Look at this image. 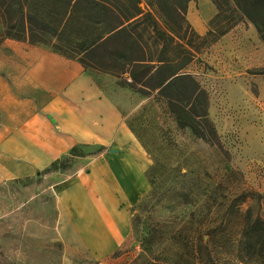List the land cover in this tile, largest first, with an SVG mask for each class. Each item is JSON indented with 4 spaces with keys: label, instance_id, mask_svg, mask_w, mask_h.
Returning a JSON list of instances; mask_svg holds the SVG:
<instances>
[{
    "label": "rangeland",
    "instance_id": "obj_1",
    "mask_svg": "<svg viewBox=\"0 0 264 264\" xmlns=\"http://www.w3.org/2000/svg\"><path fill=\"white\" fill-rule=\"evenodd\" d=\"M91 1L96 8L91 14L82 16L86 9L76 10L80 23H71L58 38L37 32L41 41L35 44L78 57L92 70L110 68L124 90L119 96L125 122L141 146L143 174L139 195L132 201L117 190L128 221L124 240L99 258L83 246H65L55 231V203L47 190L50 182L42 180L41 171L0 187V264H130L141 252L142 233L153 225L158 229L152 235L162 241L152 255L159 262H187L186 239L200 224L220 223V232L234 240L244 226L236 222L241 216L225 208L234 205V211L243 216L249 212L264 218V37L242 8L256 19L262 32L264 13L258 15L259 8L233 0H163L171 18L166 21L158 0H82L80 6ZM182 8L183 22L177 17ZM147 14L158 30L170 36L165 38L169 52L162 59L189 60L182 71L192 74L206 90L209 119L217 133L215 144L178 127L156 90L143 95L131 89L128 73L119 75L118 58L104 46L93 52L81 50L85 42L104 33L107 25L125 26L127 41L134 43L131 58L154 60L162 40L144 20ZM208 31L213 34L209 38L216 37L213 42L204 39ZM5 33L0 21V39ZM118 43L112 46L119 51ZM101 150L98 145L82 144L72 153L85 157ZM74 156H65L61 168L72 169L78 162ZM217 250L212 254L216 264H263L248 252L237 255L228 243Z\"/></svg>",
    "mask_w": 264,
    "mask_h": 264
},
{
    "label": "crops",
    "instance_id": "obj_2",
    "mask_svg": "<svg viewBox=\"0 0 264 264\" xmlns=\"http://www.w3.org/2000/svg\"><path fill=\"white\" fill-rule=\"evenodd\" d=\"M115 79L48 47L0 39V187L43 171L58 238L98 258L125 237L117 190L133 200L143 180L141 146L125 122L124 90ZM82 144L102 150L75 156L72 169L45 171Z\"/></svg>",
    "mask_w": 264,
    "mask_h": 264
},
{
    "label": "trees",
    "instance_id": "obj_3",
    "mask_svg": "<svg viewBox=\"0 0 264 264\" xmlns=\"http://www.w3.org/2000/svg\"><path fill=\"white\" fill-rule=\"evenodd\" d=\"M81 1L82 0H0V21L6 29L4 38L17 40L27 38L34 44L41 41L35 36L37 32L39 34L50 32L58 38L62 32H66L70 28L71 23L75 21L81 22L80 16L76 14L77 9H86V14H82V16L88 15L87 13L91 14L92 11L96 10V8L92 7V1L86 2L85 7L80 6ZM233 1L238 3V5L242 2L245 5H252L251 8H259L258 15H260V12L264 13V0ZM158 6H160V11L166 21L171 19L166 11L163 0H158ZM242 13L248 18H251L252 22L255 24L256 30L263 38L264 32H262L260 24L256 22V19L251 17L244 8H242ZM178 16L179 20L182 22L186 21L184 19L183 8L177 14V17ZM144 20L149 22L152 32L162 40V45L158 50V56L154 60L146 58L137 60L131 58L134 43H129L127 41V38H129L128 30H126L125 26H122L123 22L120 28L107 25V29L104 33L96 35L92 40L85 42L81 50L83 52H93L104 46L107 53L118 58L119 62L117 63V67L121 70L119 75L128 73L130 78L128 85L131 89L143 95H148L156 90L158 96L166 100L168 112H170V114L172 113L178 127L183 129L188 128L196 138L215 144L217 142V133L215 126H213L209 119L207 111L209 102L207 92L199 82L195 80L192 74L182 71L185 69V65L189 60L176 62L173 58L162 59L164 58V54H168L169 52L165 44V38L169 35H167L165 31L157 29V23L150 14H147ZM13 31L15 33H12ZM211 35H213L212 32L208 31L204 39H209V42H213L216 37L209 38ZM112 43L114 45L118 43L121 46L120 50H115ZM59 54L64 55L61 53ZM108 69L110 68H105L102 72H110ZM76 147H73L68 155L74 156L75 154L72 152ZM62 159H65V157L52 161L45 171L65 169L66 167L61 168L60 161ZM225 211L227 213L234 212L241 216V218L238 217L236 219V222L239 226L244 227L237 237L233 240L223 235L220 232V223L218 226L216 224L213 227H210L208 224L205 226L200 224L196 229L191 231L193 234L186 239L185 248L189 249L187 250L188 258L186 260L187 262L181 264H216L212 254L218 252L217 249H221V247L227 243L236 249L237 255L248 252L250 256L259 258L260 262L264 264V218L259 214L253 217L249 215V212L248 215L243 216V214H239L241 211H234V205L225 208ZM244 220L245 225L243 224ZM157 229L158 227L156 225H153L151 228H145L139 239L141 252L130 264H176L173 260L171 262L165 260L159 262L155 258H152L153 249L158 246V244L162 243L161 240H155L152 235ZM175 233H177V231L172 234L175 235ZM172 241L175 243L177 239ZM171 258L172 257L168 260H171Z\"/></svg>",
    "mask_w": 264,
    "mask_h": 264
},
{
    "label": "water",
    "instance_id": "obj_4",
    "mask_svg": "<svg viewBox=\"0 0 264 264\" xmlns=\"http://www.w3.org/2000/svg\"><path fill=\"white\" fill-rule=\"evenodd\" d=\"M110 151H115V150L111 149Z\"/></svg>",
    "mask_w": 264,
    "mask_h": 264
}]
</instances>
